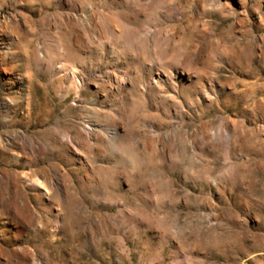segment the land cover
<instances>
[{"label": "rangeland", "instance_id": "rangeland-1", "mask_svg": "<svg viewBox=\"0 0 264 264\" xmlns=\"http://www.w3.org/2000/svg\"><path fill=\"white\" fill-rule=\"evenodd\" d=\"M0 264H264V0H0Z\"/></svg>", "mask_w": 264, "mask_h": 264}, {"label": "bare ground", "instance_id": "bare-ground-1", "mask_svg": "<svg viewBox=\"0 0 264 264\" xmlns=\"http://www.w3.org/2000/svg\"><path fill=\"white\" fill-rule=\"evenodd\" d=\"M78 24H79V21H78ZM80 25V24H79ZM82 31H83V34H84V37L90 42V43H99L101 40H102V33L100 31V29L98 28V26H96L95 28L94 27H91V26H87V25H83L82 26ZM59 71V70H58ZM54 72L57 73V70H55ZM73 77V76H72ZM113 83L114 85L118 88L120 86V83H121V80L117 77V76H113ZM74 80V79H73ZM77 81V80H76ZM77 84V82L75 83ZM84 130V129H83ZM71 142V141H69ZM36 183L40 186H42L43 188V193L48 196V198L51 196V195H54V197L56 199L59 200V197L56 193L52 192L51 191V188L48 186V184H44V183H41V182H37ZM21 211L19 209H15L13 211V214H12V219L15 220V219H21Z\"/></svg>", "mask_w": 264, "mask_h": 264}]
</instances>
